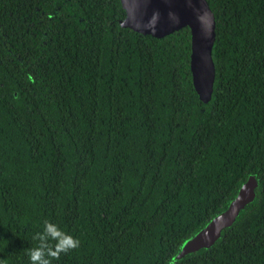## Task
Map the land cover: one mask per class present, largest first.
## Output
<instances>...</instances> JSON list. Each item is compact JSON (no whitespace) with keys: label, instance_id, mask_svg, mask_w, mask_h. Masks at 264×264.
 I'll use <instances>...</instances> for the list:
<instances>
[{"label":"trees","instance_id":"1","mask_svg":"<svg viewBox=\"0 0 264 264\" xmlns=\"http://www.w3.org/2000/svg\"><path fill=\"white\" fill-rule=\"evenodd\" d=\"M206 2L203 103L188 27L123 28L120 0H0V264H30L45 221L79 240L51 264H264V0ZM250 176L253 201L178 258Z\"/></svg>","mask_w":264,"mask_h":264},{"label":"water","instance_id":"2","mask_svg":"<svg viewBox=\"0 0 264 264\" xmlns=\"http://www.w3.org/2000/svg\"><path fill=\"white\" fill-rule=\"evenodd\" d=\"M120 2L125 11V19L120 23L123 28L154 38H163L181 28H189L192 83L200 101L207 103L211 99L215 78L212 59L215 20L206 0H120ZM244 185L225 212L183 244L178 258L211 246L220 236L221 230L233 223L239 210L253 201L255 196L253 186L245 193Z\"/></svg>","mask_w":264,"mask_h":264},{"label":"clouds","instance_id":"3","mask_svg":"<svg viewBox=\"0 0 264 264\" xmlns=\"http://www.w3.org/2000/svg\"><path fill=\"white\" fill-rule=\"evenodd\" d=\"M33 239L39 243L29 250L30 264H51V259H59L61 253H67L79 247L77 238L65 233L49 221L44 222L43 232L36 233Z\"/></svg>","mask_w":264,"mask_h":264},{"label":"rangeland","instance_id":"4","mask_svg":"<svg viewBox=\"0 0 264 264\" xmlns=\"http://www.w3.org/2000/svg\"><path fill=\"white\" fill-rule=\"evenodd\" d=\"M246 185V188L244 189L245 190V193H247V190L250 186H253V191H254V188L256 187V179L254 176H250L247 180V182L245 183ZM244 185V186H245Z\"/></svg>","mask_w":264,"mask_h":264}]
</instances>
